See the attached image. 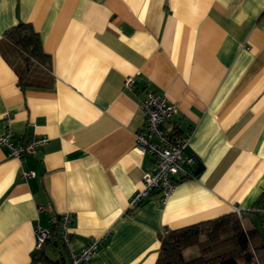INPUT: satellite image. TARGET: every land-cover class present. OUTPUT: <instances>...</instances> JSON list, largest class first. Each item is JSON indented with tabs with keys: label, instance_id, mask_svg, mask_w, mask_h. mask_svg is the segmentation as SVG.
<instances>
[{
	"label": "crops",
	"instance_id": "1",
	"mask_svg": "<svg viewBox=\"0 0 264 264\" xmlns=\"http://www.w3.org/2000/svg\"><path fill=\"white\" fill-rule=\"evenodd\" d=\"M19 23L51 58L50 89L20 82L6 38ZM148 92L177 106L196 163L166 204L153 193L130 211L153 167L135 136ZM7 127L49 140L23 164L0 147V264H70L57 237L35 249L37 227L65 213L72 250L105 237L89 264H159L165 232L264 206V0H0V137ZM240 224L264 242L257 214Z\"/></svg>",
	"mask_w": 264,
	"mask_h": 264
},
{
	"label": "built area",
	"instance_id": "2",
	"mask_svg": "<svg viewBox=\"0 0 264 264\" xmlns=\"http://www.w3.org/2000/svg\"><path fill=\"white\" fill-rule=\"evenodd\" d=\"M124 87L130 92L135 91V78L127 77ZM140 107L145 116V126L135 134L136 147L143 155L152 157L153 167L143 175V188L129 201L130 211L142 205L153 193L161 194V202L166 204L177 187V176L185 175L184 165L192 166L196 163L195 157L185 154L191 142L192 133L180 134L171 126L173 118L178 113L177 106L171 103L166 95L148 92L141 100ZM7 119L10 120L9 115ZM48 140V137L42 136L18 143L14 131L7 127L0 137V147L9 149L10 155L23 164L25 156L37 154ZM34 176L35 173L32 171L23 173L25 179ZM246 213L257 214L264 227V206L249 208L245 211L236 210L240 220ZM72 219L71 213H65L59 220L56 218L52 220L51 228L37 227L35 230L36 251H41L53 237H57L69 250L70 264H89L103 245L105 237L90 239L79 252L72 250L70 231Z\"/></svg>",
	"mask_w": 264,
	"mask_h": 264
},
{
	"label": "trees",
	"instance_id": "3",
	"mask_svg": "<svg viewBox=\"0 0 264 264\" xmlns=\"http://www.w3.org/2000/svg\"><path fill=\"white\" fill-rule=\"evenodd\" d=\"M6 38L17 50L14 59L18 63L20 82L52 88L51 58L44 52L41 38L33 27L19 23L7 31ZM9 63L13 65L10 60ZM161 243L159 264H264V242L254 244L242 230L237 215L180 232H167ZM193 247L199 255L187 258L185 251ZM36 261L50 262L43 256L35 257L33 262Z\"/></svg>",
	"mask_w": 264,
	"mask_h": 264
},
{
	"label": "rangeland",
	"instance_id": "4",
	"mask_svg": "<svg viewBox=\"0 0 264 264\" xmlns=\"http://www.w3.org/2000/svg\"><path fill=\"white\" fill-rule=\"evenodd\" d=\"M196 251H198V249H197L196 247L190 248V250H188V251L186 252L187 257H188V256H191L192 254H193V255L198 254V252L195 253Z\"/></svg>",
	"mask_w": 264,
	"mask_h": 264
}]
</instances>
